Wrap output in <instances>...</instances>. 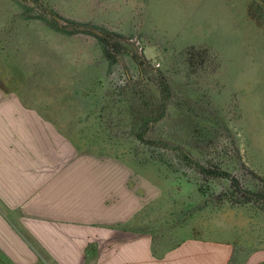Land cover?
Wrapping results in <instances>:
<instances>
[{"label":"rangeland","instance_id":"rangeland-1","mask_svg":"<svg viewBox=\"0 0 264 264\" xmlns=\"http://www.w3.org/2000/svg\"><path fill=\"white\" fill-rule=\"evenodd\" d=\"M65 19L119 33L123 52L110 64ZM0 90L26 123L120 158L155 200L147 215L264 251V204L233 205L229 180L198 166L264 192V0H0Z\"/></svg>","mask_w":264,"mask_h":264},{"label":"crops","instance_id":"crops-1","mask_svg":"<svg viewBox=\"0 0 264 264\" xmlns=\"http://www.w3.org/2000/svg\"><path fill=\"white\" fill-rule=\"evenodd\" d=\"M27 113L0 90V264H264L263 250L240 257L233 239L147 215L155 200L120 158Z\"/></svg>","mask_w":264,"mask_h":264},{"label":"trees","instance_id":"trees-1","mask_svg":"<svg viewBox=\"0 0 264 264\" xmlns=\"http://www.w3.org/2000/svg\"><path fill=\"white\" fill-rule=\"evenodd\" d=\"M35 2L41 6V0H35ZM37 18L47 21L50 26L54 27L58 31L65 30L61 27L62 25L60 21L55 16L48 18L47 14H45L38 15ZM65 21H67L69 25L71 24L76 32H83L95 36L101 47L103 56L110 62V64L113 65L116 62L117 52H123L124 46L120 41L122 35L119 33L110 32L104 27L87 21L82 22L74 19H65ZM68 26L65 25V28H68ZM94 29H97V31ZM198 166L199 171L204 177H225L229 180L232 191V197H230V200L233 202V205L238 204L239 202H242L243 204L250 202L264 204V192L250 187H243L237 177L232 175L230 172L218 171V167L214 164L212 165L211 163L208 165L198 164ZM239 198H241V201L238 200Z\"/></svg>","mask_w":264,"mask_h":264}]
</instances>
